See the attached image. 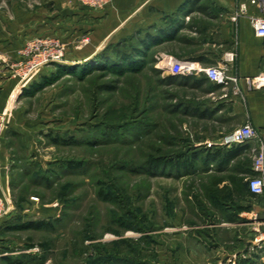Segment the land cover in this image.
<instances>
[{"label":"rangeland","instance_id":"1","mask_svg":"<svg viewBox=\"0 0 264 264\" xmlns=\"http://www.w3.org/2000/svg\"><path fill=\"white\" fill-rule=\"evenodd\" d=\"M57 2L0 0V42L25 39L13 54L0 55V72L18 84L0 112V146L11 161L10 183L0 194V264H7L4 257L21 264H102L114 258L119 264H214L216 254L210 250L201 249L203 259L194 252L193 227L202 234L210 230L208 198L215 176L176 178L150 175L143 168L150 157L176 160L207 143L197 129L210 127L199 126L179 109L180 101L202 93L161 82L167 76L160 62L176 52L175 40L154 47L153 64L141 71L118 75L92 69L80 76L96 66L99 54L114 58L116 50L129 52L146 31L155 36L160 29L139 31L122 47L108 42L92 59L68 64L69 46L58 35L65 16ZM86 43L85 37L76 39L69 55ZM57 46L63 51L55 60L51 54ZM15 111L30 121L21 130L33 136L26 139L10 129ZM54 138L67 143L55 144ZM65 162L83 167L67 171ZM100 192L112 201L101 199ZM38 221L52 227L16 229ZM250 227L233 225L219 239L224 245ZM249 231L246 237L254 241ZM260 248L248 247L250 257H264Z\"/></svg>","mask_w":264,"mask_h":264},{"label":"crops","instance_id":"2","mask_svg":"<svg viewBox=\"0 0 264 264\" xmlns=\"http://www.w3.org/2000/svg\"><path fill=\"white\" fill-rule=\"evenodd\" d=\"M237 3L238 0H113L104 10L93 11L73 0H59V12L65 17L58 23L61 24L58 35L69 46L65 57L68 64L92 59L108 42H116L140 30L154 28L169 35L175 32L176 52L167 53L164 58L188 60L201 68L216 65L226 52H234L235 61L228 68L227 75L238 79L239 94L232 93V83L215 85L204 75L176 77L175 82L180 83V86L202 93L201 96H193L192 100L186 97L180 101L179 109L183 110L185 117L197 121L199 126L206 124L210 127L197 129L201 131L198 133L203 140L213 144L207 147L205 143L201 145L203 147H219L217 143L225 134L245 122L257 129L260 141L264 144V86L251 89L245 82V78L259 75L264 77V39L255 35L246 18H241L236 23L231 21ZM248 11L255 12L251 6H248ZM83 37L88 39L83 50L69 55L71 44ZM24 42V38L3 39L0 42V55L13 54ZM200 80H203L201 84L191 86ZM13 83L7 74L0 72V112L7 104L9 92L14 91L18 85ZM11 120L10 129L25 134L26 139L33 136L29 130L26 133L21 130V126L30 121L22 117L19 111L11 114ZM202 133L207 135L204 137ZM255 146V143H250L226 149L235 155L233 159L219 166L212 162L206 171L198 172L201 175L215 176L210 184L208 198L210 230H206L208 234H202L199 226L193 227L196 235L193 250L200 254L199 258H205L200 253L203 249L216 254L214 264H264V257H250L248 247L254 241L246 237L247 231L251 230L254 233L249 231L251 236L264 240V195L251 194L245 182L252 175L251 151ZM10 164V154L4 144H1L0 194L3 195L10 183ZM226 224L229 225L227 228ZM237 224L251 227L244 228L243 236L241 233H234L224 246L219 234L222 230L230 233L229 227ZM260 249L264 250V243H261ZM205 264H211V261Z\"/></svg>","mask_w":264,"mask_h":264},{"label":"built area","instance_id":"3","mask_svg":"<svg viewBox=\"0 0 264 264\" xmlns=\"http://www.w3.org/2000/svg\"><path fill=\"white\" fill-rule=\"evenodd\" d=\"M80 6L88 9L101 11L109 7L113 0H73ZM248 6L254 8V13H249ZM246 18L255 35L264 39V0H238L237 7L231 16V21L236 23L239 19ZM57 53L51 54L55 60L62 57L63 48L57 46ZM51 60V59H50ZM47 60V61H50ZM53 61V60H52ZM235 61L234 52H226L216 65L208 67H198L193 62L188 60H178L171 57L163 58L160 62L162 66V76L170 77H186L204 75L206 79L215 85L225 86L232 83L234 95L239 94L238 79L229 77L227 75L228 68ZM32 64L30 67L32 69ZM29 69L28 71H30ZM32 71V70H31ZM245 82L251 89H260L264 86V77L259 75L255 78H245ZM255 143L252 149V162L251 172L252 175L245 179L249 192L253 195H264V144L260 141V136L257 129L251 123L245 122L233 131L223 136L217 143V146L230 149L233 147ZM213 144L206 143L207 147ZM0 204V218L2 217L3 210ZM264 243L262 239H255L254 244L251 245L250 250L254 247L260 246Z\"/></svg>","mask_w":264,"mask_h":264},{"label":"trees","instance_id":"4","mask_svg":"<svg viewBox=\"0 0 264 264\" xmlns=\"http://www.w3.org/2000/svg\"><path fill=\"white\" fill-rule=\"evenodd\" d=\"M166 27V26H165ZM151 30V29H147ZM143 32V30H140ZM155 36L149 34L150 31H146L145 38L136 39V47L130 46V51L127 52L125 50H116L114 51V58L105 55V53L99 54L96 59V66L94 68H90L87 70H81L80 76L88 71H92V69L97 71H110L112 73L123 75L126 73H135L142 70V67L148 63L149 65L153 64V60L150 57V52L154 47H157L165 42H169L174 40L175 32L172 34L162 33L163 30H158ZM162 31V32H161ZM139 32V31H138ZM139 32V33H141ZM144 33V32H143ZM137 32L127 38H123L122 40L115 43L114 48L122 47L129 40H132L137 37ZM99 63V64H98ZM59 71L66 70L64 68H58ZM67 71V70H66ZM176 77L167 76L161 80L162 83L169 84L175 81ZM203 80L194 82L191 86L195 87L198 84H201ZM183 112V111H182ZM53 143L55 144H63L65 145L67 142L63 138H54ZM74 143V142H73ZM96 144V143H94ZM234 154H230L226 151L224 147H216V148H206L203 147L201 150L193 149L191 154H180L176 160L167 161L162 157H150L144 163V170L147 174L150 175H167V176H175L176 178H181L187 175H198V172L206 171L208 165L212 162H216L217 165H223L227 161L234 158ZM83 164L81 162H65L62 166V169L75 172L82 169ZM169 170V171H168ZM46 180H49L46 178ZM215 194V191L212 192ZM101 199L105 201H112V199L105 195L103 192L99 193ZM52 227V223H46L44 221L38 222H29L24 225H20L16 229H43ZM3 260L7 264H21L17 259H12L9 257H4ZM110 262V263H109ZM108 262L107 260H103L102 264H119L117 258L111 259Z\"/></svg>","mask_w":264,"mask_h":264}]
</instances>
